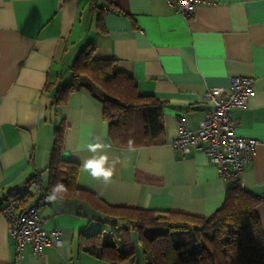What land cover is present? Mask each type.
<instances>
[{
	"label": "crops",
	"instance_id": "1",
	"mask_svg": "<svg viewBox=\"0 0 264 264\" xmlns=\"http://www.w3.org/2000/svg\"><path fill=\"white\" fill-rule=\"evenodd\" d=\"M195 1L186 18L165 0H0V210L33 178L50 195L47 165L54 129L63 122L61 157L79 166V189L109 206L209 216L232 184L219 178L202 152L182 155L172 147L177 120L184 115L187 129L196 132L210 110L202 97L205 89L229 91L241 77L254 80L252 94L230 115L237 121L236 134L258 145L239 176L240 187L264 195V0ZM106 6L113 11H105ZM86 48L98 58L115 60L139 95L165 103L162 134L154 143L112 145L102 105L83 86L61 106L53 105L54 94L70 82V67ZM97 142L111 145L105 150L110 162L121 160L109 183L82 168L93 155L82 146ZM31 205H37L50 245L39 258L30 247L16 258L0 213V264L145 263L140 249L118 263L82 249L81 234H115L121 225L106 221L84 197L49 202L37 193L26 207ZM256 214L264 232V204ZM54 230L60 232L58 245Z\"/></svg>",
	"mask_w": 264,
	"mask_h": 264
},
{
	"label": "trees",
	"instance_id": "2",
	"mask_svg": "<svg viewBox=\"0 0 264 264\" xmlns=\"http://www.w3.org/2000/svg\"><path fill=\"white\" fill-rule=\"evenodd\" d=\"M115 62L96 57L89 48L81 51L70 67V82L56 91L53 105L61 106L69 93L83 86L102 105L112 145H150L162 134L165 103L139 95L133 80ZM65 127L62 122L54 129L47 165L48 193L59 181L67 189L63 198L84 197L106 221L121 224L107 240L106 230L81 234L86 253L111 263L129 260L134 256L130 241L133 231L144 264H264V232L256 214L258 205L264 204V195L255 196L231 185L222 205L207 217L109 206L76 186L79 166L61 157ZM13 196L21 197L23 208L31 199L23 193Z\"/></svg>",
	"mask_w": 264,
	"mask_h": 264
},
{
	"label": "built area",
	"instance_id": "3",
	"mask_svg": "<svg viewBox=\"0 0 264 264\" xmlns=\"http://www.w3.org/2000/svg\"><path fill=\"white\" fill-rule=\"evenodd\" d=\"M183 17H190L195 0H165ZM105 11H113L106 6ZM254 80L248 77L236 78L232 81L229 91L217 87H208L203 93L204 101L210 106L206 118L199 123L196 132L187 129L184 115L177 120V137L172 142V147L182 155L191 151H200L213 165L220 179L231 182L234 186H240L239 176L247 167L258 141L252 138L239 137L236 134L237 121L231 117L233 109H241L246 105L248 97L252 94ZM40 193L42 200H46V192L43 191L36 180H31L26 185L23 195L30 197ZM7 222L8 236L11 239L16 258L26 247H30L35 257H41L45 247L51 241L42 221L37 213V205L26 208L21 206L20 196H11L0 210ZM51 235L58 245V230Z\"/></svg>",
	"mask_w": 264,
	"mask_h": 264
},
{
	"label": "clouds",
	"instance_id": "4",
	"mask_svg": "<svg viewBox=\"0 0 264 264\" xmlns=\"http://www.w3.org/2000/svg\"><path fill=\"white\" fill-rule=\"evenodd\" d=\"M131 144V141L129 142ZM111 145L104 143H88L82 146L81 150H87L93 155L82 161V168L93 179L103 180L105 183H109L115 172V165L121 163L119 157L113 161H109V157L106 153V149H109ZM67 191L65 185L61 182H57L50 190V195L46 196V200L49 202H56L63 198V194Z\"/></svg>",
	"mask_w": 264,
	"mask_h": 264
},
{
	"label": "rangeland",
	"instance_id": "5",
	"mask_svg": "<svg viewBox=\"0 0 264 264\" xmlns=\"http://www.w3.org/2000/svg\"><path fill=\"white\" fill-rule=\"evenodd\" d=\"M122 226H123V225H122ZM112 230H113V229H112ZM109 234H110V230H107V232H105V234H104L106 240H107V238H109ZM130 241H131L132 244H133L132 249H133V251H134V253H135L136 251H138V249H140V247H139L138 244H137V240H136V235H135V233H133V234L130 235ZM134 243H135V245H134ZM140 251H141V250H140ZM140 253H141V252H140Z\"/></svg>",
	"mask_w": 264,
	"mask_h": 264
}]
</instances>
